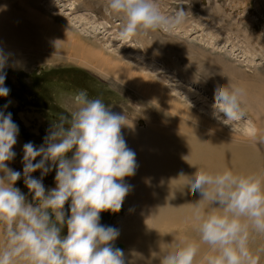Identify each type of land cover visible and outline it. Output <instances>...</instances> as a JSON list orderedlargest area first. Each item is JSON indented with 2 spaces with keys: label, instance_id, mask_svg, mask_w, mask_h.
<instances>
[{
  "label": "clouds",
  "instance_id": "1",
  "mask_svg": "<svg viewBox=\"0 0 264 264\" xmlns=\"http://www.w3.org/2000/svg\"><path fill=\"white\" fill-rule=\"evenodd\" d=\"M181 5L165 14L158 0H105L104 11L121 21L119 38L128 40L175 32L187 20ZM6 63L0 54V97L10 92ZM221 74L229 82L217 83L212 116L228 124L246 116L244 88ZM61 107L67 115L51 124L43 144L23 145L22 172L8 166L16 157L19 127L11 112L0 111V264H126L123 250L113 245L119 230L100 220L104 211L119 212L132 189L125 177L135 175L136 154L121 133L130 126L128 117L86 90L73 93ZM187 161L196 171L186 186L200 195L190 217L199 240L173 233V241L160 243L148 264L153 259L159 264H258L249 240L252 233L264 234V174L213 172ZM37 171L39 178L33 176ZM53 171L55 187L46 189L43 179ZM21 178L28 194L15 186ZM201 245L207 247L204 255Z\"/></svg>",
  "mask_w": 264,
  "mask_h": 264
},
{
  "label": "rangeland",
  "instance_id": "2",
  "mask_svg": "<svg viewBox=\"0 0 264 264\" xmlns=\"http://www.w3.org/2000/svg\"><path fill=\"white\" fill-rule=\"evenodd\" d=\"M23 1L30 2L28 10L48 15L49 21L56 17L53 22L61 29L70 26L73 32L81 35V38H75L82 41L80 46L84 50L93 47L91 50L102 51L111 62L121 60L132 65L140 74L157 81L153 88L160 86L167 89L176 98L175 104L188 110L192 116L234 134L247 136L248 133H255L246 108L244 118L224 124L213 118L212 105L215 103L217 83L226 85L229 82V78L221 72L226 73L233 83L244 86L242 99L246 102L249 98L254 100L246 87L264 82V0H158L165 14L174 13L183 4L181 7L186 11L187 20L171 34L155 32V35L146 36L152 43L153 36L159 39V52L154 53L155 48H151L150 42H147L150 50L144 51L136 38H119L121 21L104 11L105 0H57L58 4L56 0ZM1 49L6 51L0 45ZM10 51L13 58L23 60L21 64L6 63L5 86L10 92L7 97H0L4 106L7 104V108L16 110V116H12L19 127L17 144L13 147L16 157L8 162L13 170L22 172L23 145L28 142L35 146L43 144L51 124L60 115H67L61 103L80 90H86L90 97L102 98L112 112L126 113V123L137 126L136 122L140 119L147 122L145 114L151 100L144 99L134 87L125 85L100 68L80 61L85 57L74 58L71 53L76 50L60 55L49 50L45 54L38 53L32 48L30 53L23 49ZM252 105L254 107L251 103L247 107ZM0 111H5V108H0ZM165 115L170 116V111ZM191 124L201 125L197 121ZM33 176L39 178L40 172L33 173ZM54 176L55 171L44 177L46 189L55 187ZM15 186L28 194L22 178ZM122 206L124 212L113 219L119 236L129 229L134 233L140 232L141 229L132 220L136 217V210L126 198ZM3 231V226H0V236ZM260 235L255 236L257 243L264 240ZM117 239L113 243H125L127 251L136 247L126 239Z\"/></svg>",
  "mask_w": 264,
  "mask_h": 264
},
{
  "label": "bare ground",
  "instance_id": "3",
  "mask_svg": "<svg viewBox=\"0 0 264 264\" xmlns=\"http://www.w3.org/2000/svg\"><path fill=\"white\" fill-rule=\"evenodd\" d=\"M27 4L30 2L0 0V45L6 49L5 52L1 49L0 54L5 55L7 63L21 64L23 61L22 58H13L10 50L23 49L24 52H29L32 48L38 53L45 54L49 50L59 55L76 50L71 51L74 58L85 57L80 61L100 68L102 72L114 76L125 85L134 87L144 99L151 100V106L145 114L148 123L140 119L136 122L137 126L128 123L130 126L121 129L128 148L136 154L135 175L125 177V182L132 185L125 198L136 210V217L132 220L141 229L138 233L129 229L118 237L136 246L127 251V245L119 242L123 244L121 250L125 254L126 264L128 261L133 264H148L152 253H159L160 243L173 241V233H182L198 241L199 234L190 217L193 203L200 199V195L190 185L186 186L190 178L188 175L196 171L187 160L213 172L228 168L237 173L264 174V142H261L264 140V82L250 86L254 88L246 87L254 100L249 98L246 102L243 99L247 115L252 118L255 133H248L247 136H242L243 133L234 134L179 108L171 92L160 86L153 88L158 82L140 74L132 65L121 60L111 62L102 51L91 50L93 47L84 50L80 46L82 41L75 38L81 35L73 32L70 26L61 29L53 22L57 20L56 17L49 21L48 15L28 10ZM136 39L144 51L150 50L147 44L150 42L151 48H155L152 52H159L158 38L152 37L154 43L146 37ZM78 47L82 52H79ZM250 103L254 104L253 108L247 107ZM167 111H170V116L165 115ZM192 121L201 125H193ZM182 173L184 176H180ZM123 212L124 209L118 214ZM113 219L111 222L114 227ZM256 235L258 234H251L249 247L258 257V264H264V240L257 243ZM260 236L264 237V234ZM206 252L207 247L201 245V255ZM133 253L137 255L134 256ZM151 264H159V260L153 259Z\"/></svg>",
  "mask_w": 264,
  "mask_h": 264
},
{
  "label": "water",
  "instance_id": "4",
  "mask_svg": "<svg viewBox=\"0 0 264 264\" xmlns=\"http://www.w3.org/2000/svg\"><path fill=\"white\" fill-rule=\"evenodd\" d=\"M123 206H122V208H121V210L119 211V212H117V213H112V212H110V211H104V212H102L101 213V220H100V223L102 224V225H106V226H113L112 225V219L114 218V216L116 215V214H118V213H120V212H122L123 211ZM114 245V247H118V248H120V249H122L123 248V244H121V243H119L118 245H115V244H113Z\"/></svg>",
  "mask_w": 264,
  "mask_h": 264
},
{
  "label": "flooded vegetation",
  "instance_id": "5",
  "mask_svg": "<svg viewBox=\"0 0 264 264\" xmlns=\"http://www.w3.org/2000/svg\"><path fill=\"white\" fill-rule=\"evenodd\" d=\"M42 92V91H41ZM42 102H44V101H42ZM0 108L2 109V108H5L4 107V105H3V103H2V101H1V99H0ZM5 112L7 113V112H11L12 113V116H16V110L15 109H13V108H6L5 109Z\"/></svg>",
  "mask_w": 264,
  "mask_h": 264
},
{
  "label": "crops",
  "instance_id": "6",
  "mask_svg": "<svg viewBox=\"0 0 264 264\" xmlns=\"http://www.w3.org/2000/svg\"><path fill=\"white\" fill-rule=\"evenodd\" d=\"M37 147H39L40 145H36Z\"/></svg>",
  "mask_w": 264,
  "mask_h": 264
}]
</instances>
